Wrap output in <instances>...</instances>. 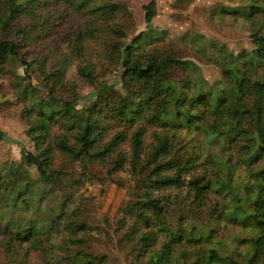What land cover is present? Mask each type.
<instances>
[{
	"label": "trees",
	"instance_id": "1",
	"mask_svg": "<svg viewBox=\"0 0 264 264\" xmlns=\"http://www.w3.org/2000/svg\"><path fill=\"white\" fill-rule=\"evenodd\" d=\"M66 1L74 10L91 17L92 25L86 28L85 35H92V29H107L122 39L127 37V33L118 24L109 21L118 10L114 0ZM38 2L0 0L4 7L0 17V73L14 63L23 65L27 81L15 87L22 99L26 100L22 107V117L27 124L26 133L34 145V150L22 147L21 162L18 165L12 162L3 165L0 162V216L4 206L6 209L34 211L41 199H50L45 195L46 191L58 189L63 192V170L52 164L54 150L58 149L73 158L103 157L111 153L123 139L124 130L131 128L130 162L135 167V163L141 161V171L147 168L151 170L140 179L149 188L137 192V199L129 208L132 213L135 211L138 214L141 221L148 222L146 213L150 212L153 218L165 223L160 229L168 235V240L154 250L148 248L154 237L153 229L140 232L138 240L141 247L148 251L145 264H179L171 258L173 248L189 241L198 226L193 224L188 228L173 229L172 224L166 223L163 218L167 197L153 196L150 189L180 186L184 183L182 173L201 163V152L173 155V137L181 128L190 131L202 129L201 135L206 140L203 146H209V149L218 145L219 136L228 137L230 141L239 139L237 160L238 165H242L243 172L240 174L244 177L238 175L234 181L228 154L225 165L220 167L223 180H211L201 174L190 178L188 185L194 195L201 198L206 197L207 191L211 189L229 191L230 205L223 209L226 216L255 230L251 238H242L248 244L244 264H264V78L258 71L264 63V32L260 30L264 19V0H240L237 5L220 7L219 12L223 15L241 19L250 25L253 30L250 34L253 43L251 50L241 49L234 53L223 43L206 41L204 37L203 40L193 38V41H201L195 45L196 53L221 68L222 78L212 82L203 78L201 68L193 60L178 57L170 49L158 46L166 38V29L155 28L150 23L157 12L155 0L143 3L144 19L148 25L129 41L118 40L114 43L115 61L119 65L124 93L120 97L115 95L113 87L102 89L99 98L87 104H80V96L76 93L70 96L58 93L66 79L71 59L65 56L60 62L47 67L44 56L28 59L22 51V46L30 42L31 31L25 32L22 26H17L13 32L15 37L8 36L9 24L19 14L36 15L33 4ZM82 39L81 32H77L73 44L75 49L80 48L77 40ZM34 69L47 90L46 98L35 97L37 90L30 72ZM176 71L180 73L178 76L175 75ZM77 72L82 77H94L88 65L77 66ZM203 122L207 123L206 128H203ZM114 123L123 126L114 130L107 140L101 141L104 128ZM149 127L153 129L151 136L155 141L145 144L143 136ZM156 128L164 132L159 133ZM5 138L6 134L0 128V139ZM221 152L227 151L224 148ZM208 153H213V150L210 149ZM124 161L125 158L117 154L115 169ZM27 166L35 167L38 176L33 177ZM164 167L172 168L174 172L164 173ZM65 206L66 203L61 200L49 220V227L59 221L61 228L63 226L70 230V234L85 229L84 220L62 215ZM36 220L28 217L21 219L20 216L8 218L4 222L11 229L6 240L7 246L11 248L15 240H30L37 245L48 226L42 220L40 227L35 224ZM69 239L72 238L69 236L68 242ZM208 250L209 258L217 257L215 250ZM75 254L76 259L71 264H101V260L97 261L87 251ZM185 254L183 252L186 257ZM230 261H233L232 257L228 259Z\"/></svg>",
	"mask_w": 264,
	"mask_h": 264
},
{
	"label": "rangeland",
	"instance_id": "2",
	"mask_svg": "<svg viewBox=\"0 0 264 264\" xmlns=\"http://www.w3.org/2000/svg\"><path fill=\"white\" fill-rule=\"evenodd\" d=\"M148 1H113L118 4V10L109 21L118 24L127 33L124 39L107 29H92V35H85L86 28L92 25L91 17L74 10L66 0H39L33 4L37 14H19L9 24L7 32L8 36L15 37L13 32L17 26H22L25 32L31 31L30 42L27 46H22V51L28 59L44 56L47 67L60 62L65 56L71 59L66 70V79L58 90L60 95L70 96L76 93L80 96V104H87L99 98L100 90L113 87L115 95L121 97L125 89L120 80L119 65L115 61L114 43L118 40L129 41L134 34L145 29L148 24L144 19L142 4ZM155 2L157 12L150 23L155 28L166 29L167 32L165 40L158 43V46L170 49L178 57L193 60L201 68L203 78L209 82L222 78L221 68L196 53L195 45L201 41H193V38L203 40L204 37L206 41L223 43L234 53L241 49L253 48L250 37L253 30L250 25L246 21L219 12L220 7L237 5L240 0ZM3 13L4 7L0 3V17ZM260 30L264 32V19ZM79 31L83 39L77 40L80 48L75 49L73 44ZM262 64L258 71L264 78V63ZM79 65L90 66L94 77L80 76L77 72ZM30 72L37 90L36 99L46 98L47 90L40 82L39 73L36 69ZM179 74V71L175 72V75ZM26 81L23 65L18 63L0 73V128L6 134L5 139H0V162L3 165L8 162L18 165L21 162L22 147L34 150L33 142L26 133L27 124L22 117V107L26 100L22 99L15 87L16 84H25ZM121 126L123 125L114 123L111 127L104 128L100 140H107L111 133ZM202 126L206 128L207 123L203 122ZM152 130L149 127L144 132L145 144L155 141L151 136ZM156 130L159 133L164 132L159 128ZM131 131V128L124 130L123 139L115 149L99 158H73L58 149L54 150L52 164L63 170L65 188L63 192L58 189L46 191L45 195L50 199H41L40 205L34 211L3 207L0 216V264H71L76 259L75 253L80 251L94 255L97 261L101 260V264H145L148 251L141 247L138 240L140 232L153 229L154 237L148 248L154 250L168 240V235L165 230L160 229L165 225L163 221L153 218L150 212L146 213L149 221H141L138 214L135 211L132 213L129 208L137 199L135 194L149 188L140 179L151 170L147 168L141 171V161L135 163V167L131 164ZM201 133L202 129L190 131L181 128L173 137V155L201 152V163L182 173L184 183L180 186L150 189L153 196L167 197L163 218L166 223L172 224L173 229L188 228L193 224L198 226L189 241L173 248L171 258L179 264H244L248 244L242 238H251L255 230L226 216L223 209L230 205L229 191L218 192L211 189L207 191L206 197L201 198L196 197L188 185L190 178L201 174L211 180H223L220 167L225 165L228 154L234 181L238 175L244 177L240 174L243 172L242 165H238L237 160V146L240 141H230L228 137L219 136L218 145L210 148L213 153H208L209 146H203L206 140ZM224 148L228 153L221 152ZM117 154L122 155L125 161L115 169L114 160ZM27 168L33 177L38 176L35 167ZM162 171L172 173L174 169L164 167ZM3 194L5 197L4 191ZM61 200L66 203L62 215L84 220L85 229L70 234V230L63 226L61 228L59 221L49 227V220L54 216ZM17 216L21 219L36 218L35 224L40 227L42 220L45 221L48 227L43 231L44 236L37 245L30 240H15L12 241L11 248L7 246L6 240L11 229L5 226L4 222ZM209 235L211 237L207 238ZM69 236L72 239L68 242ZM210 248L218 254L214 259L208 256ZM183 252H186V257ZM230 257L233 261L228 262Z\"/></svg>",
	"mask_w": 264,
	"mask_h": 264
},
{
	"label": "water",
	"instance_id": "3",
	"mask_svg": "<svg viewBox=\"0 0 264 264\" xmlns=\"http://www.w3.org/2000/svg\"><path fill=\"white\" fill-rule=\"evenodd\" d=\"M148 24V23H147Z\"/></svg>",
	"mask_w": 264,
	"mask_h": 264
}]
</instances>
